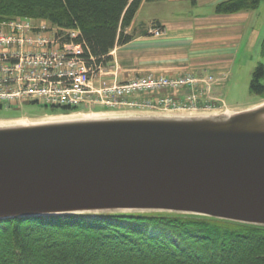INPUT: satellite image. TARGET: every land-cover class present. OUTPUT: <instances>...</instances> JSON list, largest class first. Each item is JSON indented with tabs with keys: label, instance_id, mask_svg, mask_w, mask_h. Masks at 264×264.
Returning a JSON list of instances; mask_svg holds the SVG:
<instances>
[{
	"label": "water",
	"instance_id": "obj_1",
	"mask_svg": "<svg viewBox=\"0 0 264 264\" xmlns=\"http://www.w3.org/2000/svg\"><path fill=\"white\" fill-rule=\"evenodd\" d=\"M155 214L264 228V103L0 126V222Z\"/></svg>",
	"mask_w": 264,
	"mask_h": 264
},
{
	"label": "trees",
	"instance_id": "obj_2",
	"mask_svg": "<svg viewBox=\"0 0 264 264\" xmlns=\"http://www.w3.org/2000/svg\"><path fill=\"white\" fill-rule=\"evenodd\" d=\"M143 1L163 0H0V23L45 20L75 30L73 42L82 47V58L106 66L110 52L133 38L125 30ZM262 3L226 0L215 13L253 12ZM261 45L264 54V40ZM252 76L251 91L264 97V65L259 63ZM48 108L52 114L78 110ZM0 264H264V228L167 214L5 221L0 222Z\"/></svg>",
	"mask_w": 264,
	"mask_h": 264
},
{
	"label": "crops",
	"instance_id": "obj_3",
	"mask_svg": "<svg viewBox=\"0 0 264 264\" xmlns=\"http://www.w3.org/2000/svg\"><path fill=\"white\" fill-rule=\"evenodd\" d=\"M223 1L226 0L143 1L125 30L133 38L110 52L105 74L95 85L147 76L227 79L247 39L253 45L259 15L256 11L218 15L215 8ZM156 29L162 32L153 33ZM193 89L181 91L180 99L184 100Z\"/></svg>",
	"mask_w": 264,
	"mask_h": 264
},
{
	"label": "built area",
	"instance_id": "obj_4",
	"mask_svg": "<svg viewBox=\"0 0 264 264\" xmlns=\"http://www.w3.org/2000/svg\"><path fill=\"white\" fill-rule=\"evenodd\" d=\"M77 37V31L60 30L44 20L17 18L0 23V107L22 108L30 103L81 110L135 106L136 96L161 92L164 87L171 92L164 99L167 107L176 104L184 88L195 87V80L152 76L97 87L94 82L105 74V65L91 66L82 58V47L73 42ZM199 93L194 88L188 100L196 101Z\"/></svg>",
	"mask_w": 264,
	"mask_h": 264
},
{
	"label": "rangeland",
	"instance_id": "obj_5",
	"mask_svg": "<svg viewBox=\"0 0 264 264\" xmlns=\"http://www.w3.org/2000/svg\"><path fill=\"white\" fill-rule=\"evenodd\" d=\"M256 13L259 15V26L255 33L254 43L250 46V43H248L249 39H247L242 46L238 59L227 79L217 81V79L211 78L210 81L206 78L201 79L192 76L176 79L195 80L194 88L201 91V93L198 94L200 95V98H197L196 101L193 99L189 101V95H186L184 100L179 98L180 100H176L175 105L172 103L171 106L166 107L164 106V99L167 93L170 94L171 92L168 91L167 87H164L161 90L166 91L163 98H161L162 95H158L161 93L160 91L153 93L148 91L145 95L142 93L143 95L136 96L137 98L135 100L137 103L135 106L123 105L114 108L97 106L92 109L74 110L67 114H62L61 110H57L55 114H52L54 112L51 108L35 103L24 105L22 109L17 111H10L13 108L7 107L6 109L0 110V124L24 121H50L70 117L81 118L88 115L99 117L106 115H139L144 113L159 116H185V113H188L186 116H189L190 113L194 114V116H207L213 114L222 115L243 111L261 105L264 103V97H260L251 91V81L253 78L252 73L256 66L259 63L264 65V54L262 53L261 45L264 40V3L261 4ZM160 32L162 31L160 30ZM140 78L142 77H139V79ZM136 79L138 78L120 82V84L134 81ZM262 84L264 85V80L262 81Z\"/></svg>",
	"mask_w": 264,
	"mask_h": 264
},
{
	"label": "bare ground",
	"instance_id": "obj_6",
	"mask_svg": "<svg viewBox=\"0 0 264 264\" xmlns=\"http://www.w3.org/2000/svg\"><path fill=\"white\" fill-rule=\"evenodd\" d=\"M186 114H188V113H185V116H186ZM214 116L215 115H218V114H213ZM189 116H194V114H192V113H190V115ZM207 116H209V115H207ZM94 118H100L99 116H92V115H88V116H83V117H81V118H79V117H70V118H63V119H59V120H71V121H74L75 119H94ZM27 122H15V123H8V124H0V126H5V125H12V124H26Z\"/></svg>",
	"mask_w": 264,
	"mask_h": 264
}]
</instances>
